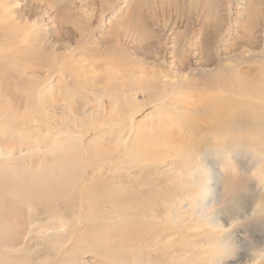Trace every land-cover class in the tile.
Returning <instances> with one entry per match:
<instances>
[{
	"label": "bare ground",
	"instance_id": "bare-ground-1",
	"mask_svg": "<svg viewBox=\"0 0 264 264\" xmlns=\"http://www.w3.org/2000/svg\"><path fill=\"white\" fill-rule=\"evenodd\" d=\"M145 1H137L133 11L142 9ZM11 3V0H0V264H87L84 262L87 255L93 257V264H188V255H194L197 231L189 227L173 229L169 222L160 220L159 204H154V193L147 186L150 176H157V173L149 174V171L155 169L158 172L161 163L168 161L165 164L168 165L173 157L179 153L187 154L193 148L176 138L185 134L179 117L177 119L179 115L169 110L164 113L163 109L155 106L157 110L154 109L140 122V107L131 99L126 98L124 111H119L118 100L112 95L109 102L99 100L100 116L115 120L111 126L115 129L112 133L116 134L113 150L104 148L101 143L103 136L98 133L85 140L84 135L91 133L89 129L84 134L78 126L74 131L52 122L40 91L32 93V85H25L29 90L20 89L18 82L21 83L22 76L31 70L61 71L63 62L60 57H65L58 54V49L55 50L56 43L45 40L44 35L28 23L30 21L16 23L14 18L6 19ZM112 4L108 1L103 8L106 10ZM256 15L254 9L248 10L251 23L244 28L247 32L253 27L252 19ZM21 18L25 19V16L21 15ZM76 30L88 45L92 44L89 23ZM119 35L117 28L113 42L118 47ZM60 37L68 39L70 35ZM207 37L200 39L202 48ZM252 47L250 41H245L239 45L238 53L227 54L225 59H231L234 65L225 66V70L202 81L204 87L214 93L200 99L201 108L197 105L182 106L180 112L210 114L213 122L208 126V141L216 139L223 143L220 145L225 147L222 154H231L242 148L247 150L249 147L245 144L248 140L240 134H258L255 130L264 126V48L254 57L260 78L245 79L237 68L251 60L249 50ZM63 48L68 50L65 45ZM85 53L83 51L82 55L86 57ZM2 61L8 68L2 66ZM88 62L83 69L91 70L94 64ZM77 72L81 76L84 73L82 70ZM5 73L8 74L6 80L3 78ZM151 78V74L145 75L148 87H156L159 80ZM78 85L83 89L84 84ZM18 90L22 92L17 94ZM130 96L135 99L134 94ZM154 100L163 98L156 95ZM154 116L158 119L156 124L152 121ZM146 120L150 123L147 124ZM191 122L194 120H189V124ZM245 122H250V129L244 130ZM252 122L257 125L253 126ZM174 123L179 128L178 132L172 128ZM254 145L257 147L258 144ZM116 151L118 154L114 161H126L134 171L121 179L114 175L104 183L97 179L91 184L86 175L90 158L102 172L105 162L113 160L110 157ZM111 170L114 171L113 167ZM258 173L264 182V175L261 171ZM251 190L259 198L260 190L256 187ZM248 211L223 219L215 215L206 221L218 234H223L222 241L218 242L226 245L227 254L230 252V236H239L230 228L240 222L247 224L255 220L263 209L256 204ZM38 231L45 234L38 236ZM169 231H173L175 238L164 242L167 238L165 233ZM28 248L32 251L29 252ZM242 259L244 264H264V238H259Z\"/></svg>",
	"mask_w": 264,
	"mask_h": 264
},
{
	"label": "rangeland",
	"instance_id": "rangeland-1",
	"mask_svg": "<svg viewBox=\"0 0 264 264\" xmlns=\"http://www.w3.org/2000/svg\"><path fill=\"white\" fill-rule=\"evenodd\" d=\"M11 1L10 14L6 19L14 18L16 23L30 21L27 22L39 30L45 40L56 43L55 50L58 49V54L65 57H60L63 62L61 71L31 70L22 76L21 83L18 82L19 88L29 90L25 85L34 86L31 92L36 94L40 91L52 122L74 131H77L78 126V130L84 134L89 129L91 133L84 135L85 140L91 134L98 133L103 136L101 143L104 148L110 150L114 148L113 137L116 134L112 133L115 129L111 126H114L115 120L100 116L102 108L99 100L109 102V96L112 95L118 100L119 111H124L126 98L129 101L131 99L134 105L140 107V122L157 108L163 109L164 113L169 110L178 114L177 119L179 117L185 134L176 138L185 146L193 148L187 154L179 153L173 157L168 165H165L168 161L161 163L158 172L155 169L149 171V174L157 173V176H150L151 181L147 186L154 193V204H159L158 209L162 212L160 220L169 222L173 229L189 227L197 231L192 252L194 255H188V264H244L242 257L246 251L253 249L259 238H264V182L259 170H256L264 163V126L255 130L258 134H240L248 140L245 144L249 147L247 150L242 148L231 154H222L221 150L224 151L225 147L220 145L223 143L216 139L208 141V126L213 122L211 115L180 112L182 106H203L200 99L210 96L213 91L204 87L202 81L225 70V66L234 65L231 59H225L226 55L238 53L242 42L250 41L253 44L249 50L251 60L235 66L244 78L261 77L256 72L257 61L254 57L264 48V0H146L141 11L138 10L140 13L133 11L134 4L139 0ZM108 1L113 4L105 10L103 7ZM250 9H254L257 15L252 19L253 27L247 32L244 28L251 23L248 17ZM21 15L25 19H19ZM84 23L91 26V45L76 30ZM117 28L120 33L119 47L113 42ZM65 34L70 37L60 39ZM205 35L208 40L204 39L207 41L202 48L200 39L205 38ZM47 45L50 46V43ZM64 45L68 50H64ZM83 51L88 57L82 55ZM182 59L185 61L184 67ZM2 62V66L8 68L7 63ZM86 62L94 64L91 70L83 69ZM81 70L86 72L82 76L77 74ZM150 74L151 79L160 82L156 87L147 85L145 75ZM3 78L6 80L8 74L5 73ZM78 82L84 84L83 89ZM21 92L18 90L17 94ZM132 94L135 99L130 96ZM156 95H160L163 100L155 101ZM162 105L165 108H161ZM111 108L108 107L107 116ZM157 120V116L152 117L153 123L156 124ZM189 120H194V123L189 124ZM145 122L148 124L150 120ZM174 124L172 128L178 132L179 128ZM249 124L244 123V130L250 129ZM252 125L256 126L257 123L252 122ZM96 126L100 128L95 129ZM130 144L131 141L127 147ZM254 144H258L257 147ZM117 154L118 151L111 154L113 160L105 162L102 172L101 167L92 163L90 158L86 175L91 184L97 179L104 183L114 175L121 179L134 171L126 161H114ZM261 173L264 175V171ZM159 186L162 187L160 190ZM252 187L260 190L259 198L253 194ZM256 204L263 212L255 220L247 224L240 222L230 228L239 236H230L232 245L228 247L230 252L227 254L226 245L218 242L222 241L223 234H218L206 221L215 215L223 219L248 211ZM203 217L205 220H202ZM43 234L44 231L37 233L38 236ZM165 235L167 238L164 242L175 238L172 236L173 231ZM243 239L247 241L246 245ZM84 262L93 264L94 259L87 255Z\"/></svg>",
	"mask_w": 264,
	"mask_h": 264
},
{
	"label": "clouds",
	"instance_id": "clouds-1",
	"mask_svg": "<svg viewBox=\"0 0 264 264\" xmlns=\"http://www.w3.org/2000/svg\"><path fill=\"white\" fill-rule=\"evenodd\" d=\"M256 170L264 171V163H261L260 166Z\"/></svg>",
	"mask_w": 264,
	"mask_h": 264
}]
</instances>
